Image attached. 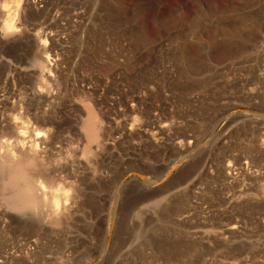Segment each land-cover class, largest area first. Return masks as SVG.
<instances>
[{"label": "rangeland", "instance_id": "374dc122", "mask_svg": "<svg viewBox=\"0 0 264 264\" xmlns=\"http://www.w3.org/2000/svg\"><path fill=\"white\" fill-rule=\"evenodd\" d=\"M8 1L0 264H264V0ZM36 131L60 226L4 199Z\"/></svg>", "mask_w": 264, "mask_h": 264}, {"label": "bare ground", "instance_id": "6f19581e", "mask_svg": "<svg viewBox=\"0 0 264 264\" xmlns=\"http://www.w3.org/2000/svg\"><path fill=\"white\" fill-rule=\"evenodd\" d=\"M19 4H20V0H9L8 2H4L1 5V12L3 17L2 30L5 33H12L13 31L16 30L15 22H17L18 20L15 21V16L18 15L19 13V8H20ZM45 46L46 44H41V48H40V51H42V53L45 54V57H43L42 61H37V63L35 60V64L39 67L41 72H43L44 68L47 67V66L45 67L46 65L45 63H48L47 61H49V55L46 54L47 49ZM47 71L49 72L50 70ZM84 130L86 133V140L89 143V146L93 144H97L99 140V135L101 136L100 133L101 126L96 114L91 109L87 111V116L84 122ZM38 136H39L38 131L35 132L34 135L35 139H31L30 137H25V133L23 132L17 133V139H19L18 144H21V149L24 153V159L22 160L19 159L15 161L12 165L8 166V168H10V173H7L8 181L7 183H1V185L3 189L9 190V193L5 195L6 198L4 199L8 200L9 206L12 209L16 210L19 213H22L23 215L24 214L34 215L37 213L36 215L40 216L38 217L40 220H47L48 223L54 227L59 225L61 219L60 218L61 216L59 217V215H61L62 211H65L67 208L66 206L68 204V200L70 199V195H71L70 188L69 189L64 188L65 186L64 187L61 186L62 184L59 185V182L54 183L53 181L52 182L50 181V183H46L45 181L39 179L42 176H47L46 174L47 171H45L43 164L38 161L37 154H38L39 139H40ZM4 145H7L6 142ZM5 155L6 156L10 155V157H14V156L17 157L14 153L13 154L10 153V149L9 151H5ZM31 173L34 174L32 175ZM43 178H47V177H43ZM44 210H46L47 213L49 211L52 217H50V214L47 213L45 214L43 212ZM63 221H65L64 217H63Z\"/></svg>", "mask_w": 264, "mask_h": 264}]
</instances>
